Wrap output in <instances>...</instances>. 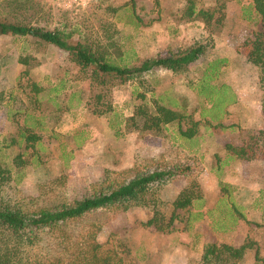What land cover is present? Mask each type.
<instances>
[{
  "label": "rangeland",
  "instance_id": "1",
  "mask_svg": "<svg viewBox=\"0 0 264 264\" xmlns=\"http://www.w3.org/2000/svg\"><path fill=\"white\" fill-rule=\"evenodd\" d=\"M252 4L0 0V21L70 34L68 43L104 51L118 65L137 66L199 44L204 50L188 68L157 67L123 80L95 74L93 66L82 67L72 54L39 38L0 35V160L12 174L1 199L34 196L38 184L61 175L66 177L63 200L80 198L103 180L131 176L132 169L188 164V174L149 186L143 203L91 214L86 221L104 222L98 241L133 264H204L203 248L211 242L246 245L240 264H264V161H230L225 148L264 128L259 69L236 49L261 30ZM216 60L222 62L211 84L227 86L220 112L211 111V102L197 91L208 64ZM156 104L183 108L184 117L159 132L143 129L139 109L151 113ZM187 129L192 136L181 134ZM22 131L38 139L24 140ZM16 156L22 165H14ZM183 189L203 205L172 212L171 203ZM232 206L234 215H241L225 229ZM152 217L163 226L173 221L165 230L157 229L159 223L143 225Z\"/></svg>",
  "mask_w": 264,
  "mask_h": 264
},
{
  "label": "trees",
  "instance_id": "2",
  "mask_svg": "<svg viewBox=\"0 0 264 264\" xmlns=\"http://www.w3.org/2000/svg\"><path fill=\"white\" fill-rule=\"evenodd\" d=\"M191 2L189 11H193ZM255 14L258 16L261 30L255 39L244 40L236 49L244 54L249 62L259 69V87L262 91L261 113L264 117V0H253ZM129 12L128 21L134 19L133 9ZM198 13L212 18L207 10L200 9ZM33 36L41 41L57 46L74 56L82 67L93 66V72L98 74H112L121 79L141 75L155 68H165L177 71L188 68L203 55V46L195 45L177 55L157 56L148 58L137 66L118 65L106 57L100 50H92L80 44L68 43L71 35L58 31H43L32 26L19 25L7 21H0V35ZM221 60L212 61L198 82V94L211 102V111L220 112L227 101L226 88L221 84L219 88L213 84L212 74H216ZM209 73L207 74V72ZM35 92L40 89L33 84ZM139 113L144 116L142 128L159 132L167 124L179 122L184 117L183 108L167 107L156 104L154 111L147 113L142 108ZM140 115V114H139ZM213 119L217 116L211 115ZM26 129L28 127H25ZM187 137L193 135L192 130L181 131ZM24 140H36L37 136H24ZM228 159L231 161H264V128L247 132L239 144L227 143ZM15 166L22 165L19 156L14 157ZM191 167L188 164L169 167L158 163L145 170L132 169L133 174L121 181L107 182L106 180L94 185V190L80 198L63 200L66 190V177L61 175L55 179L44 181L37 186L34 196H21L10 202L1 193L12 180L11 169L0 160V264H133L123 257L114 247H107L98 241L103 223L98 220L86 221L97 211L106 209L127 210L131 205L143 203L142 196L155 183L160 184L174 175L188 174ZM226 194V193H225ZM223 194V195H225ZM198 196L191 190H181L172 201V212L178 209H196ZM235 208V207H234ZM233 206L227 213L231 228L241 215L233 213ZM238 216V217H237ZM173 218L166 226L160 225L158 218L152 217L143 223L145 226L159 223L157 229L169 228ZM246 245L232 247L215 242L205 244L201 256L204 264H240L243 260ZM257 259V252H255Z\"/></svg>",
  "mask_w": 264,
  "mask_h": 264
},
{
  "label": "built area",
  "instance_id": "3",
  "mask_svg": "<svg viewBox=\"0 0 264 264\" xmlns=\"http://www.w3.org/2000/svg\"><path fill=\"white\" fill-rule=\"evenodd\" d=\"M56 3H62L63 5H68L70 4L72 1H75V0H54Z\"/></svg>",
  "mask_w": 264,
  "mask_h": 264
},
{
  "label": "crops",
  "instance_id": "4",
  "mask_svg": "<svg viewBox=\"0 0 264 264\" xmlns=\"http://www.w3.org/2000/svg\"><path fill=\"white\" fill-rule=\"evenodd\" d=\"M206 207H208V206H206ZM211 209V208H210Z\"/></svg>",
  "mask_w": 264,
  "mask_h": 264
}]
</instances>
